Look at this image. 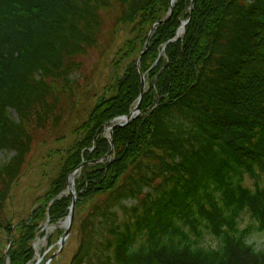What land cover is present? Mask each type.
Masks as SVG:
<instances>
[{
	"label": "trees",
	"instance_id": "obj_1",
	"mask_svg": "<svg viewBox=\"0 0 264 264\" xmlns=\"http://www.w3.org/2000/svg\"><path fill=\"white\" fill-rule=\"evenodd\" d=\"M118 4L117 24H148L142 42L151 37L140 74L145 44L136 53L130 43L131 62L108 87L114 93L80 128L79 162L66 173L85 163L68 264H264V251L249 241L254 232L264 238V0H193L192 10L191 0H176L170 15V0ZM110 7L111 0H0V151L14 153L0 166V230L11 237L5 204L33 135L63 125L72 76L82 70L76 60L100 49L101 13ZM140 75V115L113 131L108 155L104 129L136 106ZM68 195L50 206L52 226L69 215ZM82 200L92 202L80 216ZM22 237L27 249L31 234ZM32 256L28 249L23 264ZM4 258L21 259L11 248L0 251V264Z\"/></svg>",
	"mask_w": 264,
	"mask_h": 264
},
{
	"label": "rangeland",
	"instance_id": "obj_2",
	"mask_svg": "<svg viewBox=\"0 0 264 264\" xmlns=\"http://www.w3.org/2000/svg\"><path fill=\"white\" fill-rule=\"evenodd\" d=\"M156 10L160 15H166L162 5L157 6ZM119 14L118 0H111V7L101 13L103 31L100 49L92 50L76 60L81 64L82 70L72 76L75 84L72 86L70 100L73 102L68 107L69 114L59 129L47 128L33 135V144L25 159L22 173L10 190L9 200L5 204V216L15 233L11 237L7 232L0 230V251L5 256L12 238L10 248L17 251L21 257L17 264H23L28 249H31L33 256L27 264H34L41 257L40 264H43L57 252V244L64 232L60 224L67 216L52 226L49 223L48 210L60 196L69 197L66 173L79 162L77 153L80 150L75 148V145L84 134L80 128L101 97L114 93L108 90V87H113L127 64L131 62V58L126 56L128 45L134 43L136 53L144 47L145 42L142 41L148 24L134 31L133 24H117ZM262 34L264 35V31ZM52 86L56 92L61 91V84L52 83ZM9 116L15 121L18 120L14 111H9ZM104 135L107 136L106 129ZM145 145L146 142L140 145L143 146L140 151ZM13 155V152L0 151V166L6 164ZM136 156L137 153L131 156L129 161L134 160ZM97 164H103L102 160ZM79 180V175L74 177V193ZM91 202V200L79 202L78 215H84ZM20 224L21 226H17ZM23 226L26 227L21 229ZM26 230L29 231V236L31 234L27 241V249L22 248L24 240L22 236ZM78 238L77 232L72 229L61 253L49 264H68L77 248ZM249 241L257 250L264 251V238L261 234L254 232ZM2 264H8L5 258Z\"/></svg>",
	"mask_w": 264,
	"mask_h": 264
},
{
	"label": "water",
	"instance_id": "obj_3",
	"mask_svg": "<svg viewBox=\"0 0 264 264\" xmlns=\"http://www.w3.org/2000/svg\"><path fill=\"white\" fill-rule=\"evenodd\" d=\"M175 1L176 0H170L169 15L172 13L173 5H174ZM192 7H193V0H191V8H190V10H192ZM164 21L165 20H161V21L157 22L156 24H154L152 26V30H154L158 25L164 23ZM187 23H188V21L182 24V26L180 28L181 32L183 31V29L187 25ZM152 30H151V32H152ZM150 37H151V34L148 37V40H147V42L145 44L144 51H142L140 53L138 59L136 60L135 65L137 66V68H138V63H139L140 58L146 53V51L148 49L149 42H150ZM138 70H139V68H138ZM139 74H140V70H139ZM140 78H141V91H140V95H139V98H138L136 106L134 107V109L127 116H123V117L117 118L116 119V123H114L113 125H111L108 128V136H109V139H110V146H111V151L108 153V155H110V153L112 152V149H113V131L116 130V129L124 127L125 125L130 123L134 118H136L139 115L140 103H141V100H142V97H143V94H144V89H145L144 76L140 75ZM156 105H157V103H156ZM84 165H85V163L80 164L70 174V176L68 177V180H67V192L72 195V203H71V206H70V209H69V215L66 218V225H65V228H64L63 236L60 238V240H59V242L57 244L58 245L57 252L52 254V256L50 258H48L45 261L44 264H49L54 258H56L61 253V251H62V249H63V247L65 245L66 240L69 238V235H70V232H71V228H72V224H73V220H74L75 205H76V196H75V194L73 192L74 176L80 172L81 168ZM11 242H12V238H10V246H11ZM10 246H9V248H10ZM6 253H8V251ZM41 260H42V257L39 258L34 264H40Z\"/></svg>",
	"mask_w": 264,
	"mask_h": 264
},
{
	"label": "bare ground",
	"instance_id": "obj_4",
	"mask_svg": "<svg viewBox=\"0 0 264 264\" xmlns=\"http://www.w3.org/2000/svg\"><path fill=\"white\" fill-rule=\"evenodd\" d=\"M181 34H182V32L180 31L179 35H181ZM60 225H61L60 228H65L66 220L63 221V223H61Z\"/></svg>",
	"mask_w": 264,
	"mask_h": 264
}]
</instances>
